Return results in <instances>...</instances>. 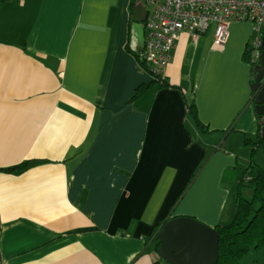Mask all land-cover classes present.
<instances>
[{
  "label": "crops",
  "instance_id": "1",
  "mask_svg": "<svg viewBox=\"0 0 264 264\" xmlns=\"http://www.w3.org/2000/svg\"><path fill=\"white\" fill-rule=\"evenodd\" d=\"M140 5L0 0V264H158L166 222L233 221L226 174L253 171L237 148L264 141L249 49L264 25L232 22L222 47L214 26L181 33L161 81L137 58Z\"/></svg>",
  "mask_w": 264,
  "mask_h": 264
},
{
  "label": "built area",
  "instance_id": "2",
  "mask_svg": "<svg viewBox=\"0 0 264 264\" xmlns=\"http://www.w3.org/2000/svg\"><path fill=\"white\" fill-rule=\"evenodd\" d=\"M148 30L139 61L155 77L163 80L171 64L179 36L189 33L194 39L214 26V45L225 46L234 21L252 24L259 32L264 25V0H142ZM261 38L249 46L251 66L256 68L261 55ZM158 264H166L161 261Z\"/></svg>",
  "mask_w": 264,
  "mask_h": 264
},
{
  "label": "trees",
  "instance_id": "3",
  "mask_svg": "<svg viewBox=\"0 0 264 264\" xmlns=\"http://www.w3.org/2000/svg\"><path fill=\"white\" fill-rule=\"evenodd\" d=\"M248 56L249 52L246 54V59ZM137 58L139 60L138 56ZM252 72L256 73L255 68H252ZM159 83L160 89L167 87L166 83L161 81ZM147 90H150V85L140 87L137 90L136 98L141 97ZM190 114L198 129L205 132L207 128L198 121L196 109L193 105L190 108ZM248 142L250 141L248 140L247 144ZM255 147L264 151V141H258ZM27 167L28 165L19 168L17 171L14 169L10 171L22 173ZM251 169L253 170V167ZM237 182L235 217L231 224L216 229L220 235L218 264H241L243 258L250 251L264 248V169H258L255 175L254 170L246 169ZM245 188L253 191L251 201L244 197L243 191ZM184 193L185 191L182 195ZM157 235L154 240L156 242L155 252L159 253L161 244Z\"/></svg>",
  "mask_w": 264,
  "mask_h": 264
},
{
  "label": "water",
  "instance_id": "4",
  "mask_svg": "<svg viewBox=\"0 0 264 264\" xmlns=\"http://www.w3.org/2000/svg\"><path fill=\"white\" fill-rule=\"evenodd\" d=\"M138 9L144 14L143 6L140 5ZM260 50V61L255 68L251 90L264 134V37ZM157 237L161 244L159 255L166 264H218L220 235L216 229L192 218H176L166 222Z\"/></svg>",
  "mask_w": 264,
  "mask_h": 264
},
{
  "label": "rangeland",
  "instance_id": "5",
  "mask_svg": "<svg viewBox=\"0 0 264 264\" xmlns=\"http://www.w3.org/2000/svg\"><path fill=\"white\" fill-rule=\"evenodd\" d=\"M257 139L255 142H248L246 145L239 146L237 148V152L241 155H248L251 163L253 164L254 175L256 174L258 169H264V151L262 149H257L255 144L257 143ZM226 181L235 180L238 181L237 178L234 177L233 170H228L226 174ZM244 197L251 201L253 199V191L251 189L245 188L243 191ZM241 264H264V248L259 250H252L248 253L242 260Z\"/></svg>",
  "mask_w": 264,
  "mask_h": 264
}]
</instances>
